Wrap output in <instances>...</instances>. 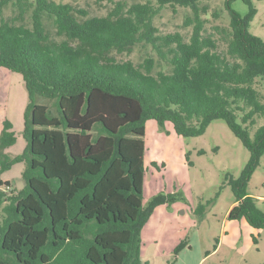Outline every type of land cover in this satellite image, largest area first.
Here are the masks:
<instances>
[{"label": "trees", "instance_id": "obj_1", "mask_svg": "<svg viewBox=\"0 0 264 264\" xmlns=\"http://www.w3.org/2000/svg\"><path fill=\"white\" fill-rule=\"evenodd\" d=\"M203 1H117L94 16L68 2L0 0V68L21 76L28 97L24 151L6 153L16 144L8 120L0 131V264H144L142 229L171 202L156 195L143 203L148 121L194 138L222 120L249 153L230 180L227 219L264 229L246 192L264 154V41L248 32L255 9L240 16L234 0H223L229 23L205 37ZM179 8L197 18L188 39L154 25ZM137 49L139 62L119 58ZM17 164L20 189L1 179Z\"/></svg>", "mask_w": 264, "mask_h": 264}, {"label": "rangeland", "instance_id": "obj_2", "mask_svg": "<svg viewBox=\"0 0 264 264\" xmlns=\"http://www.w3.org/2000/svg\"><path fill=\"white\" fill-rule=\"evenodd\" d=\"M56 1L71 3L88 15L102 16L112 8L114 2L131 4L145 0ZM247 1L250 6L242 0H234L231 8L240 16H245L249 7L254 8L256 13L248 32L264 41V0ZM202 9L208 14H202ZM194 13L191 9L179 8L176 12L166 9L160 12L154 25L162 34L178 32L188 39L197 19ZM10 14L11 11L6 9L4 16ZM211 14L218 17L213 18ZM197 15L204 21L203 35L211 39L217 38L216 25L229 23L223 0H204ZM219 47L223 49L221 45ZM143 53L137 49L119 58L139 62ZM27 103V91L21 76L0 68V131L2 122L8 120L16 135V144L6 150L10 156L21 154L26 146L22 131ZM36 103L51 105L49 100L41 97L36 98ZM263 122L259 121V124ZM166 125L171 128L173 138L165 137L166 143L162 148L158 145V148L149 147L148 153L145 150L143 203L147 205L156 195H169L171 202L158 206L142 229V262L264 264V229L254 230L244 219H227L235 205L230 180H236L241 175L249 159L248 151L222 120L212 121L204 134L194 138H181L174 133L170 123ZM165 126L163 134L168 136ZM144 139L148 145L153 142L149 131ZM150 158L158 161L157 165L151 164ZM23 170L24 164H17L3 173L1 179L20 189ZM246 192L257 199L256 207L264 212V154L248 182ZM200 206H204L202 211L198 210ZM252 237H255L256 243ZM182 243L184 247L175 254V248Z\"/></svg>", "mask_w": 264, "mask_h": 264}, {"label": "crops", "instance_id": "obj_3", "mask_svg": "<svg viewBox=\"0 0 264 264\" xmlns=\"http://www.w3.org/2000/svg\"><path fill=\"white\" fill-rule=\"evenodd\" d=\"M165 130L166 132L168 133V136H165L163 134V131L164 129L163 128H159L157 126V124H155L154 122L150 121V122H147L145 124V133H144V136L146 137V134L147 132L149 131V137L151 138V140L153 142H150L149 145H148V141H146L144 139V143H145V150H147L146 153H148L149 151V147H153L154 148H158V145L161 146V148L164 146V144L166 143V140H165V137L167 138H173L171 135H172V131H171V128L169 126H165ZM145 156V155H144ZM152 160H150L151 164H155L157 165V162L158 161H153L155 159L153 158H150ZM162 165L164 166V162H162Z\"/></svg>", "mask_w": 264, "mask_h": 264}]
</instances>
